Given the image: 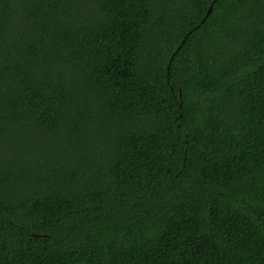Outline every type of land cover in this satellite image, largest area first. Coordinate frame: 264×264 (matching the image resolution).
I'll return each instance as SVG.
<instances>
[{
  "label": "trees",
  "instance_id": "obj_1",
  "mask_svg": "<svg viewBox=\"0 0 264 264\" xmlns=\"http://www.w3.org/2000/svg\"><path fill=\"white\" fill-rule=\"evenodd\" d=\"M213 1L0 0V264H264V0Z\"/></svg>",
  "mask_w": 264,
  "mask_h": 264
},
{
  "label": "water",
  "instance_id": "obj_2",
  "mask_svg": "<svg viewBox=\"0 0 264 264\" xmlns=\"http://www.w3.org/2000/svg\"><path fill=\"white\" fill-rule=\"evenodd\" d=\"M216 0H214L213 1V3L210 5V7H209V9H208V11H207V13H206V17L212 12V10H213V5H214V2H215ZM205 17V18H206ZM205 18L203 19V21L205 20ZM185 42V38H184V40L182 41V44Z\"/></svg>",
  "mask_w": 264,
  "mask_h": 264
}]
</instances>
